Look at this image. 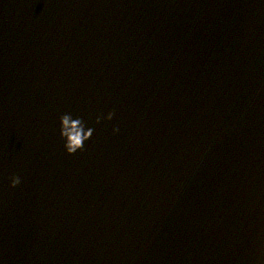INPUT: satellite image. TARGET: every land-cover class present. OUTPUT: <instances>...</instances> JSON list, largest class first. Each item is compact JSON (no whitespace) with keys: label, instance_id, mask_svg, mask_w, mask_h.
Here are the masks:
<instances>
[{"label":"water","instance_id":"95a60500","mask_svg":"<svg viewBox=\"0 0 264 264\" xmlns=\"http://www.w3.org/2000/svg\"><path fill=\"white\" fill-rule=\"evenodd\" d=\"M77 264H264V0H134Z\"/></svg>","mask_w":264,"mask_h":264},{"label":"clouds","instance_id":"9594fccd","mask_svg":"<svg viewBox=\"0 0 264 264\" xmlns=\"http://www.w3.org/2000/svg\"><path fill=\"white\" fill-rule=\"evenodd\" d=\"M114 113L108 111L106 114L97 115L94 123L100 124L101 120L111 121ZM119 132L118 127L112 128V134ZM94 133V128L89 125L81 116L72 112H64L58 117V135L62 142V147L67 155H72L82 149ZM18 176H12L9 187H16L20 183Z\"/></svg>","mask_w":264,"mask_h":264}]
</instances>
